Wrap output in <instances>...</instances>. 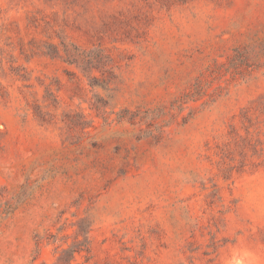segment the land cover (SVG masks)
Wrapping results in <instances>:
<instances>
[{
	"label": "rangeland",
	"instance_id": "obj_1",
	"mask_svg": "<svg viewBox=\"0 0 264 264\" xmlns=\"http://www.w3.org/2000/svg\"><path fill=\"white\" fill-rule=\"evenodd\" d=\"M86 216L85 264H264V0H0V264Z\"/></svg>",
	"mask_w": 264,
	"mask_h": 264
},
{
	"label": "trees",
	"instance_id": "obj_2",
	"mask_svg": "<svg viewBox=\"0 0 264 264\" xmlns=\"http://www.w3.org/2000/svg\"><path fill=\"white\" fill-rule=\"evenodd\" d=\"M10 207V206H9ZM4 212L9 213L10 209L5 210ZM81 222H85L86 224H79L77 230L75 231L74 240L71 244H69L66 248H62L60 250V253L56 256V258L53 261H40L39 264H85L91 256H90V240L88 236V232L92 226V220L89 219L88 216L84 217ZM59 230L62 229V227L58 228ZM79 236H82L79 238ZM51 237L52 240L50 239ZM44 238H46V243H54L57 240H59L57 235L51 234L50 232L46 234L45 236H37L36 242H35V249L34 254L32 257V262L37 258L41 244L44 241ZM60 245H57L55 248L57 249ZM81 253H84L85 260L79 261L76 259V255H80ZM131 264H136L135 260L131 262Z\"/></svg>",
	"mask_w": 264,
	"mask_h": 264
}]
</instances>
